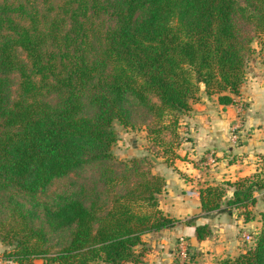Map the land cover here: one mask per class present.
Returning <instances> with one entry per match:
<instances>
[{
	"label": "trees",
	"instance_id": "obj_1",
	"mask_svg": "<svg viewBox=\"0 0 264 264\" xmlns=\"http://www.w3.org/2000/svg\"><path fill=\"white\" fill-rule=\"evenodd\" d=\"M262 35L264 0H0L3 258L142 262V237L182 220L162 209L166 179L152 164L116 159L115 122L144 128L155 158L173 164L182 116L202 90L238 104ZM256 192L264 199V164L203 186L201 214L254 221ZM259 223L244 252L217 264H264V210ZM196 232L212 235L209 225Z\"/></svg>",
	"mask_w": 264,
	"mask_h": 264
},
{
	"label": "crops",
	"instance_id": "obj_2",
	"mask_svg": "<svg viewBox=\"0 0 264 264\" xmlns=\"http://www.w3.org/2000/svg\"><path fill=\"white\" fill-rule=\"evenodd\" d=\"M247 79V78H246ZM245 79V81H246ZM238 104L220 105L216 96L205 90L192 110L182 116V143L176 163H153L152 171L166 179L159 196L162 209L182 224L171 230L150 233L142 237L139 247L142 262L137 264H177L178 242L186 239L193 257L189 264H217L224 256H238L251 244L241 241V235L258 230L259 213L264 210L262 192H256L258 202L250 207L255 220L245 222L241 211L218 214L211 218L201 214L200 189L207 185L234 183L261 171L264 159V85L247 80L241 88ZM214 157V163H211ZM207 158L209 163H200ZM189 192H193L190 195ZM234 189L228 187L227 197ZM209 225L212 235L198 240L196 227ZM242 233V234H241ZM5 248L0 244V252ZM0 264H17L0 256ZM34 264H42L36 260Z\"/></svg>",
	"mask_w": 264,
	"mask_h": 264
},
{
	"label": "rangeland",
	"instance_id": "obj_3",
	"mask_svg": "<svg viewBox=\"0 0 264 264\" xmlns=\"http://www.w3.org/2000/svg\"><path fill=\"white\" fill-rule=\"evenodd\" d=\"M254 54L248 60V65L246 69V81L251 79H255L260 85H264V36L258 37L254 43ZM244 80V82L246 83ZM244 84V83H243ZM243 86V85H242ZM242 88V87H241ZM183 119V118H182ZM182 127L180 128L181 134L183 133ZM114 129L117 134V142L113 146L112 151L116 159L122 161L124 163H132L135 160H144L146 163H167L163 160L162 157L155 158L153 152L150 149V142L148 139V133L144 129H136L131 130L123 127L118 122H115ZM179 151V148L178 150ZM154 157L156 160H152ZM178 159V158H177ZM200 163H209L210 161L205 158L204 161H199ZM176 163V161H174ZM211 163H214V157H212ZM260 163H264L262 159ZM254 211V210H252ZM242 234V233H241ZM246 235H250V233H246ZM245 236L241 235V241H246ZM0 244H2L0 242ZM4 251L10 249V247H6ZM250 246V245H249ZM192 250V249H191ZM4 251L0 252V256L3 257ZM192 252V251H191ZM193 254V252H192Z\"/></svg>",
	"mask_w": 264,
	"mask_h": 264
},
{
	"label": "built area",
	"instance_id": "obj_4",
	"mask_svg": "<svg viewBox=\"0 0 264 264\" xmlns=\"http://www.w3.org/2000/svg\"><path fill=\"white\" fill-rule=\"evenodd\" d=\"M190 195H193V192H189ZM245 242L250 244L252 242V236L244 235ZM190 246L186 239L181 238L178 242V251H177V264H186L189 259Z\"/></svg>",
	"mask_w": 264,
	"mask_h": 264
},
{
	"label": "water",
	"instance_id": "obj_5",
	"mask_svg": "<svg viewBox=\"0 0 264 264\" xmlns=\"http://www.w3.org/2000/svg\"><path fill=\"white\" fill-rule=\"evenodd\" d=\"M152 160H156L154 157H152Z\"/></svg>",
	"mask_w": 264,
	"mask_h": 264
}]
</instances>
